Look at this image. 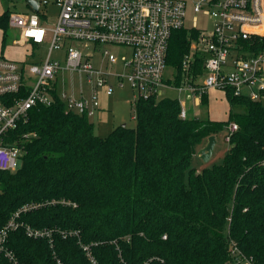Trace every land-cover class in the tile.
<instances>
[{
  "label": "trees",
  "instance_id": "16d2710c",
  "mask_svg": "<svg viewBox=\"0 0 264 264\" xmlns=\"http://www.w3.org/2000/svg\"><path fill=\"white\" fill-rule=\"evenodd\" d=\"M10 11L0 14L2 46ZM198 32L180 28L170 35L166 65L175 71L173 84L180 83L183 57ZM238 45L246 54L262 52L264 36L249 35ZM193 57L194 75L202 57ZM222 90L229 104L225 121L182 118L178 98L161 95L136 100L135 125H117L104 136L59 98L34 106L8 132L23 153L16 169H0V227L30 204L17 220L49 235L28 236L23 226L10 231L6 244L17 260L237 264L235 248L264 264V104ZM200 102L207 103L206 93ZM230 122L237 128L223 161L190 166L196 147ZM0 264L10 263L0 257Z\"/></svg>",
  "mask_w": 264,
  "mask_h": 264
},
{
  "label": "built area",
  "instance_id": "2783aa9c",
  "mask_svg": "<svg viewBox=\"0 0 264 264\" xmlns=\"http://www.w3.org/2000/svg\"><path fill=\"white\" fill-rule=\"evenodd\" d=\"M39 1V0H38ZM49 0L39 1L38 10H11L8 25L36 46L48 42L40 61H17L0 55V169H16L22 149L8 140V132L27 118L38 104L59 98L66 111L92 117L100 107L99 90L113 92L109 69L117 72V85L126 79L133 90V102L159 97L162 89L173 86L201 96L207 88L229 87L234 95L264 100V51L246 54L238 45L249 35L264 36V0H52L56 13H49ZM191 12L209 17L211 29L187 25ZM180 28H196L189 53L182 60V76L173 84L174 74L165 76L166 53L170 35ZM91 45L89 52L79 45ZM111 48L120 49L113 51ZM58 53L52 57L53 52ZM202 57L200 71L192 74L193 55ZM86 72L90 92L78 97L60 92L61 72ZM169 80V81H167ZM179 115L186 112L180 106ZM228 134L237 128L227 125ZM33 205L24 204L0 227V257L10 264H24L8 248L10 231L23 226L28 236L45 237L49 231L31 228L17 220ZM237 264H254L234 248Z\"/></svg>",
  "mask_w": 264,
  "mask_h": 264
},
{
  "label": "rangeland",
  "instance_id": "374dc122",
  "mask_svg": "<svg viewBox=\"0 0 264 264\" xmlns=\"http://www.w3.org/2000/svg\"><path fill=\"white\" fill-rule=\"evenodd\" d=\"M49 1V13L52 18H54L56 6L51 3L52 0ZM187 1L190 3V0ZM25 6V0H0V13L8 8L14 11H24L27 10ZM186 24H194L200 28H206L208 30L211 29V20L209 17L192 13L191 7L188 8ZM1 34L2 32L0 31L1 51L5 47L4 52L10 51L13 54L23 53L26 48L24 45L25 41L16 28L8 27L6 29V40L4 46H2ZM48 44V42H45L36 46L34 48V52L38 53L37 55L30 57L29 54H23V57L26 60L31 58L36 59L40 54H46ZM79 48L84 49L85 52H89L91 45L86 43V46H83V43H81ZM111 49L115 52L120 51V49L117 48ZM58 53L54 51L52 53V57L59 55ZM124 71L125 70L122 67H117L116 65L110 67L108 81L114 87L113 92L104 96L102 91L99 90V99L101 100L100 109L89 119L93 123L94 132L97 135L104 136L108 134L112 128L120 124H125L129 127H133L135 125L134 110L132 107L133 90L126 79H122L121 85H117L118 80L115 74L117 72L123 74ZM171 73H173L171 68H167L165 70L166 77L170 76ZM86 76V72L82 71L65 70L61 72L58 76V88L60 92L67 95H73L74 97H78L80 94L85 95L89 93L90 88L89 84L86 82ZM205 93L207 94V103L205 104L200 102V97L198 95H193L186 90L179 91L173 86L163 88L161 94L162 96L177 97L181 107L185 109L187 117L201 116L220 121L227 120L229 104L224 90L210 87L207 88ZM262 103L264 104V100H262ZM233 109L242 111L239 107H234ZM227 134L228 128L227 125H224L220 130L213 134L215 136V144L209 160L203 161L195 152L190 158V166L194 167L196 170H200L203 167L221 163L228 148V140L226 138Z\"/></svg>",
  "mask_w": 264,
  "mask_h": 264
},
{
  "label": "crops",
  "instance_id": "0c3cea01",
  "mask_svg": "<svg viewBox=\"0 0 264 264\" xmlns=\"http://www.w3.org/2000/svg\"><path fill=\"white\" fill-rule=\"evenodd\" d=\"M25 7H26V9H29L28 7V5L26 4V2H25ZM24 11H26V10H24ZM3 12V11H2ZM1 12V13H2ZM0 13V14H1ZM10 27V26H9ZM12 28V27H11ZM19 33H20V31H19V29H16ZM0 31L2 32V34H1V41H2V36H3V30L0 28ZM21 35V34H20ZM23 38V37H22ZM24 39V38H23ZM24 41H25V43H24V45L26 46V48H25V50L23 51V53H17V54H13V53H11L10 51H7V52H4V49H5V47L2 49V51H1V48H0V55L1 56H4V57H6V58H8V59H12V60H17V61H22V60H24V61H31V62H38V61H40L41 60V58H42V56H43V54H40L39 55V57L38 58H36V59H33V58H31V59H28V60H26L24 57H23V54L25 55H27V54H29L30 55V57H32V56H34V55H37L38 53H35L34 52V48L36 47H34L33 49H32V46L30 45V43L28 42V41H26L25 39H24ZM19 54V55H18ZM104 95V94H103ZM104 96H106V95H104ZM200 99V98H199ZM99 101H100V103H101V100L99 99ZM179 104H180V102H179ZM181 106V105H180ZM99 109H100V107H99ZM99 109L97 110V111H99ZM187 117V116H186ZM90 119V118H89ZM205 142V140H203L197 147H196V149H198L201 145H203V143ZM197 151V150H196ZM195 151V152H196Z\"/></svg>",
  "mask_w": 264,
  "mask_h": 264
},
{
  "label": "water",
  "instance_id": "95a60500",
  "mask_svg": "<svg viewBox=\"0 0 264 264\" xmlns=\"http://www.w3.org/2000/svg\"><path fill=\"white\" fill-rule=\"evenodd\" d=\"M26 4L34 11L38 10L39 1L38 0H25ZM124 125V124H122ZM215 144V136L213 134L208 135L205 138V142L201 145L196 153L203 160L208 161Z\"/></svg>",
  "mask_w": 264,
  "mask_h": 264
}]
</instances>
